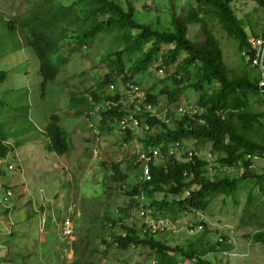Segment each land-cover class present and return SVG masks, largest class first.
I'll use <instances>...</instances> for the list:
<instances>
[{"label":"rangeland","instance_id":"374dc122","mask_svg":"<svg viewBox=\"0 0 264 264\" xmlns=\"http://www.w3.org/2000/svg\"><path fill=\"white\" fill-rule=\"evenodd\" d=\"M78 1L0 0V73L5 74L0 82V123L6 125V132L16 134L7 141L14 151L0 165V192L12 189L6 204L0 199V264H13L10 262L14 257V264H26L23 257L28 255L34 256L28 264H159L160 257L148 245H131L125 250L118 245L117 238L126 234L123 227L134 230L141 240L147 236L168 248L178 264H264V245L250 239L264 232V180L240 181L234 194L210 196L204 210L179 205L204 182H233L246 172L244 162L233 166L220 163L222 155L213 140L183 136L167 144V152L179 141L183 151L193 153L188 158L179 152L174 156L177 163L194 165L197 159L203 164L199 169L202 175L184 173L181 195L170 193L172 183H161V191L153 196L142 189L144 182L137 162L142 144L166 131L189 128L191 122L205 126L207 111L199 103L202 95L211 96L219 90L218 83H198V67L186 68L185 53L170 68H160V58L144 74L123 81L124 74L114 71L119 65L118 55L125 72L130 71L148 56L153 43L126 54L124 39H134L141 33L127 26L122 32L112 28L108 33L83 39L89 23L83 20L85 10ZM109 1L125 13L132 5L135 24L157 32H174L175 20L196 6L195 0ZM228 1L249 36L248 42L264 41V7L252 0ZM55 7L79 9L78 24L68 28L64 23V30L55 24L52 31L51 25L34 23H41L44 14ZM96 16L94 26L108 19L102 13ZM24 20L34 23L33 32L49 37L68 60L60 76L44 89L39 61L20 31ZM206 22L220 43L228 77H247L259 84V93H250L247 102L250 111L264 113V86L260 85L264 82L263 70L246 60L243 52L248 49L240 52L238 42L228 38L216 20L206 17ZM188 39L200 44L205 37L199 26H189ZM169 48L161 47L160 55ZM54 61L58 62L56 58ZM109 76L114 83L107 85ZM101 84L103 89H98ZM137 85L156 97L153 113L160 124L147 130L149 125L143 119L140 128L131 127L127 132L118 121L100 124L102 116L119 104L127 118H133L127 95L130 87ZM165 92L172 94L174 103H169ZM93 96L101 100L95 102ZM72 98L83 100L82 105L72 104ZM51 115L59 118L60 126L73 139L74 149L65 156L49 152L47 139L41 135ZM184 115L188 121L181 124ZM259 122L252 135L259 155H248L245 160L251 162L248 170L264 177V117ZM166 156L161 154L156 168L166 163ZM9 163L14 171L4 170ZM114 168L118 170L116 175ZM135 188L142 192L130 197ZM142 209H148L149 215L142 216ZM107 219L117 224L111 225ZM65 220L73 224L71 238L60 231ZM190 249L194 257L188 253Z\"/></svg>","mask_w":264,"mask_h":264},{"label":"trees","instance_id":"16d2710c","mask_svg":"<svg viewBox=\"0 0 264 264\" xmlns=\"http://www.w3.org/2000/svg\"><path fill=\"white\" fill-rule=\"evenodd\" d=\"M54 1V0H53ZM257 2L260 6L264 7V0H252ZM196 6L187 10L183 17H179L174 22V32H157L152 31L144 26H138L133 21L134 8L132 5L128 6V11L125 13L120 7L115 5L109 0H79L78 5L83 4L84 17L83 20L89 23L87 32L82 36L83 39L88 37H94L98 33H108L112 28H117L118 32H122L124 26L135 27L141 30L139 35H136L134 39H124L125 47L124 52L134 53L139 50L143 44L153 43V47L150 49L149 54L145 58H141L130 71L125 72L124 65L120 61L121 55H118L119 65L116 66L114 71L117 75L124 74L123 81L132 80L136 75L147 72L148 68L161 58L160 68H170L177 64L179 55L185 53L187 58L183 61L186 68L195 67L198 71V83L215 81L219 85V90L211 94V96L202 95L199 105L207 111L205 126L196 125L191 122L189 128H179L177 132L166 131L160 135L153 136L148 139L147 143L142 144V149L146 151L149 147L161 148V154L167 153L166 163L156 168H151L152 181L149 183L144 182L142 189L147 192L148 196H153L155 193L160 192L161 183L173 186L170 187V193L178 196L182 194V179L184 173L191 175L195 172L196 175H202L199 169L203 164L200 160L195 159L194 165L177 163L174 156H169L167 152V144L180 138L192 136L196 139H208L215 142V149L222 155L220 163L233 166L236 163L244 162L247 167L246 172L241 178L233 182L222 180L218 182H204L198 191L192 192L191 198L179 202L184 209H196L204 210L208 198L210 196L217 195L218 193H225L227 196L235 193V189L240 181L256 180L261 182L264 180L263 176H258L252 171L248 170L251 166L249 160H245L246 156L259 155L258 144L253 140V129L255 124L260 123L259 119L264 117V113H255L249 110V104L247 102L248 95L250 93H259V84L257 81L252 83L249 78H237L230 79L226 72V64L223 58V52L218 39L209 29L206 17L214 19L221 26L224 33L228 38L238 42L239 51L243 52L248 49L249 36L242 28L238 18L234 11L229 6L228 0H195ZM62 7H55L54 10H48L41 23L34 22L37 25H48L53 28L55 24L57 28L61 26L64 28V23L68 28H71L78 24L79 14L74 9ZM102 13L107 16L106 23L98 22L97 25H93L96 21V15ZM49 20L52 23H49ZM27 20L22 22L20 31L25 36L28 45L33 49L38 61H39V73L43 79V89L47 83L53 82L59 77L61 67L68 64V60L61 55V49L56 43L44 34L35 33L32 30V25ZM189 26H199L205 37L204 42L196 44L188 39ZM64 30V29H63ZM169 46V50L160 55L161 47ZM57 59V63L54 61ZM58 64V65H57ZM61 66V67H59ZM181 63L178 64L177 69L180 68ZM179 71H177L178 74ZM107 77V85L114 83ZM174 78V77H173ZM4 79V73H0V82ZM175 80V79H174ZM177 81V80H176ZM175 81V82H176ZM178 82V81H177ZM103 85H99L98 89H103ZM140 87V86H139ZM264 90V88H262ZM168 96L169 103H174V97L171 93L165 92ZM148 103L156 104V97L147 92ZM111 98L110 100H112ZM95 102H99L98 97L93 96ZM109 100V98H108ZM115 101V100H113ZM116 102V101H115ZM114 102V103H115ZM72 104L82 105L83 100L71 99ZM168 111L166 116H168ZM125 110L119 104L117 107H111L106 114L102 116L100 124L107 125L109 122H119L126 116ZM186 115V114H185ZM184 115V119L181 124L187 123V118ZM165 116V118H166ZM59 118L56 115H51L49 123L45 127V134L47 135L50 152L55 153L58 156H65L74 149L73 139L69 136L60 126ZM145 123L152 128L154 125H159L160 122L157 118H151L146 120ZM20 131V130H19ZM16 135L14 132H6V125L0 123V159L8 156L14 151L15 147L9 144L8 139ZM130 133L128 134V136ZM228 139V142H226ZM179 142V141H176ZM21 146L19 142L17 147ZM175 159V160H174ZM138 162V160H137ZM115 169V170H114ZM114 175L117 174V169L114 168ZM7 171V169H4ZM2 173V172H1ZM175 184V185H174ZM154 186L153 189L148 190L149 187ZM141 189L135 188L130 197L140 195ZM31 203V202H29ZM28 203V204H29ZM159 205L158 202H154ZM164 206L166 202L163 204ZM152 206H150L151 208ZM124 212V211H122ZM32 215H35L33 212ZM119 223L122 219L119 218ZM111 225H116L115 220H106ZM126 234L124 237L117 238V243L122 249H127L131 245L138 247L139 245H148L152 250H155L160 257V263L163 264H178L171 256V252L168 248L155 243L153 239L141 240L139 236L131 228L123 227ZM250 239L256 244L264 245V232L256 233L250 236ZM191 257H194V251L190 249L188 252ZM34 258V256L28 255L23 257V261L26 264ZM17 258L11 259L10 263H16Z\"/></svg>","mask_w":264,"mask_h":264},{"label":"built area","instance_id":"2783aa9c","mask_svg":"<svg viewBox=\"0 0 264 264\" xmlns=\"http://www.w3.org/2000/svg\"><path fill=\"white\" fill-rule=\"evenodd\" d=\"M248 50L243 52V56L246 57V60L249 62L252 61V64L257 67L260 66L264 73V67H263V61H264V41L262 39H252L248 42ZM247 56H249L247 58ZM253 58L252 60L249 58ZM264 76V74H263ZM261 87L264 86V82H261ZM113 91V86H111ZM262 89V88H261ZM130 105L133 107V118H127L128 116H125L121 121H119L120 128L124 131H129L131 127L134 128H140L142 126L143 119H151L156 117V112L153 113L154 106L147 101V95L146 93L139 87V86H131L128 95H127ZM179 113H183V109H179ZM165 114H167V110L165 111ZM148 126V125H147ZM149 129V126L147 130ZM179 152H183L184 155H187L188 158L193 157L192 152H185L182 150L179 143H175V145L171 146L169 149V155L175 156ZM178 156V155H177ZM160 157V149L159 148H149L148 150L144 151L142 149L141 152L138 154V162L140 164L141 169V176L143 179V182L149 183L152 181L151 176V168L155 165L156 161ZM189 196V194H188ZM142 216H148V209H142L141 210ZM201 229V227H200ZM63 234L66 237H72L73 236V224L69 220H65L62 226ZM198 232V231H194ZM193 232V233H194Z\"/></svg>","mask_w":264,"mask_h":264},{"label":"clouds","instance_id":"9594fccd","mask_svg":"<svg viewBox=\"0 0 264 264\" xmlns=\"http://www.w3.org/2000/svg\"><path fill=\"white\" fill-rule=\"evenodd\" d=\"M0 13H1V11H0ZM22 36H23V34H22ZM26 44H27V46H29L28 45V43H27V40H26ZM30 47V46H29ZM31 48V47H30ZM32 49V48H31ZM33 50V49H32ZM34 52V51H33ZM35 54V53H34ZM36 56V55H35ZM66 66V65H65ZM39 68H40V65H39ZM64 68V66H62L61 67V70ZM39 72V71H38ZM61 73V72H60ZM40 74V73H39ZM41 76V75H40ZM60 76V75H59ZM4 77H5V74H4ZM42 78V77H41ZM43 80V79H42ZM48 84V83H47ZM43 86V85H42ZM137 86H139V85H137ZM90 119V121L92 120V116L89 118ZM49 123V122H48ZM92 123V125H93V122H91ZM47 126V125H46ZM62 128V127H61ZM45 139H47V142H48V145H47V150L49 151V149H48V146H49V141H48V138H47V135L45 134V131H42V134H41ZM175 143H179V142H174L173 144H172V146L175 144ZM180 144V143H179ZM149 148H159V147H149ZM148 148V149H149ZM182 148V147H181ZM147 149V150H148ZM160 149V157H161V148H159ZM169 149H170V147H169ZM183 149V148H182ZM50 152V151H49ZM52 153V152H51ZM53 154H55V153H53ZM56 155V154H55ZM168 155H169V150H168ZM58 156V155H57ZM170 156V155H169ZM8 156H6V157H3V158H1L0 159V165L2 164V163H4V162H6V158H7ZM159 157V158H160ZM137 160H138V156H137ZM155 166V165H154ZM4 169H7V171L9 172V171H14V166H13V164H7L6 166H5V168ZM11 190L12 189H10V188H4V190H3V192H0V199H3V200H5L6 202H5V204L7 203V201H9V196H12V194H11ZM7 191H8V194H7ZM6 195H8V196H6ZM62 223H64V222H62ZM44 226H46V220H45V225ZM44 226H42V227H44ZM63 226V225H62ZM62 226L60 227V231H62ZM63 232V231H62Z\"/></svg>","mask_w":264,"mask_h":264}]
</instances>
